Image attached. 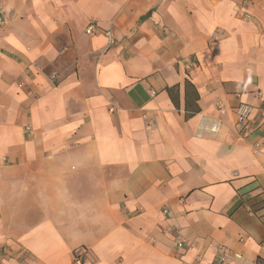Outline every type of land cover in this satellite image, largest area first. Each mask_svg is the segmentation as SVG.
<instances>
[{
  "label": "crops",
  "instance_id": "crops-1",
  "mask_svg": "<svg viewBox=\"0 0 264 264\" xmlns=\"http://www.w3.org/2000/svg\"><path fill=\"white\" fill-rule=\"evenodd\" d=\"M0 17V264L264 259V0H0Z\"/></svg>",
  "mask_w": 264,
  "mask_h": 264
},
{
  "label": "built area",
  "instance_id": "built-area-1",
  "mask_svg": "<svg viewBox=\"0 0 264 264\" xmlns=\"http://www.w3.org/2000/svg\"><path fill=\"white\" fill-rule=\"evenodd\" d=\"M2 18L0 17V24H2ZM92 31V27H88L87 30H86V33H90ZM106 36H107V39H108V46H111L115 43L114 39L112 38V36L109 34V33H106ZM252 111V107L251 106H248V105H244V106H241L239 107V109L237 110V115H238V122L240 124L242 123H245L246 120H247V117L248 115L251 113ZM216 127L212 129V131H215ZM246 211L247 212H251L250 208L248 206L245 207ZM177 247L178 248H182L183 247V244L181 242H177ZM219 250L221 252V255L219 256V259H218V262L221 264L223 263L226 259H227V255H226V251L222 248V247H219ZM6 251H0V261L1 259L6 255ZM86 253V250L85 249H82V248H78V249H75L73 251V256H74V264H83L82 263V255H84ZM8 254V253H7ZM232 257L234 259H238L240 258L239 255L237 254H233Z\"/></svg>",
  "mask_w": 264,
  "mask_h": 264
},
{
  "label": "trees",
  "instance_id": "trees-1",
  "mask_svg": "<svg viewBox=\"0 0 264 264\" xmlns=\"http://www.w3.org/2000/svg\"><path fill=\"white\" fill-rule=\"evenodd\" d=\"M256 264H264V259L258 258Z\"/></svg>",
  "mask_w": 264,
  "mask_h": 264
}]
</instances>
